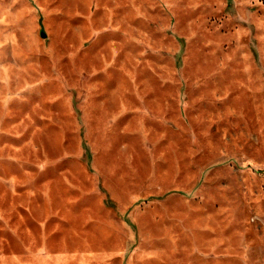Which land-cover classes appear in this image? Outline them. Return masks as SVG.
Listing matches in <instances>:
<instances>
[{
  "label": "rangeland",
  "instance_id": "rangeland-1",
  "mask_svg": "<svg viewBox=\"0 0 264 264\" xmlns=\"http://www.w3.org/2000/svg\"><path fill=\"white\" fill-rule=\"evenodd\" d=\"M132 263L264 264V0H0V264Z\"/></svg>",
  "mask_w": 264,
  "mask_h": 264
},
{
  "label": "crops",
  "instance_id": "crops-1",
  "mask_svg": "<svg viewBox=\"0 0 264 264\" xmlns=\"http://www.w3.org/2000/svg\"><path fill=\"white\" fill-rule=\"evenodd\" d=\"M137 251H138V248H137V250H135V252H134V253H136ZM134 253H133V254H134ZM142 254H143V253H142ZM131 260H132V257H131ZM132 264H135V263H132Z\"/></svg>",
  "mask_w": 264,
  "mask_h": 264
},
{
  "label": "water",
  "instance_id": "water-1",
  "mask_svg": "<svg viewBox=\"0 0 264 264\" xmlns=\"http://www.w3.org/2000/svg\"><path fill=\"white\" fill-rule=\"evenodd\" d=\"M42 33L44 34V30L42 29Z\"/></svg>",
  "mask_w": 264,
  "mask_h": 264
}]
</instances>
